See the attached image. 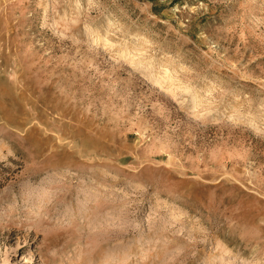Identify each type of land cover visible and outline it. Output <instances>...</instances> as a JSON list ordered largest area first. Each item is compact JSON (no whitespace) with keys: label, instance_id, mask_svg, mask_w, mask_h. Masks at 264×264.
<instances>
[{"label":"rangeland","instance_id":"obj_1","mask_svg":"<svg viewBox=\"0 0 264 264\" xmlns=\"http://www.w3.org/2000/svg\"><path fill=\"white\" fill-rule=\"evenodd\" d=\"M0 264H264V0H0Z\"/></svg>","mask_w":264,"mask_h":264}]
</instances>
